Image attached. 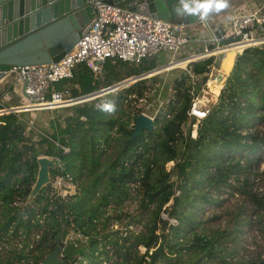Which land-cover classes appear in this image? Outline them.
I'll return each mask as SVG.
<instances>
[{"label": "trees", "instance_id": "obj_1", "mask_svg": "<svg viewBox=\"0 0 264 264\" xmlns=\"http://www.w3.org/2000/svg\"><path fill=\"white\" fill-rule=\"evenodd\" d=\"M145 60L148 59L132 67L121 59H107L102 79L95 77L85 64H78L68 85L74 95L87 94L162 65L147 62L148 66L140 68ZM212 61L213 56H207L187 62L193 74L204 73L201 80L190 83L187 71L175 75L170 84L172 92L153 117V130H142L135 137L134 120L131 126L128 123L141 110L130 115L128 102L146 97L152 86L147 82L155 80V74L73 104L64 116L50 119L49 129L36 131L37 139L30 133L32 125L26 133L27 120L21 114H1L0 213L4 219L0 220V247L22 233L27 238L37 234L35 246L29 251L22 247L15 254L18 261L26 258V264H37L53 247V239L59 237L61 224L65 223L88 237L89 251H80L89 258L88 264H95L103 252L110 256L106 241L113 244L118 256L113 264H208L217 256L220 241L229 232L205 224L204 220L197 221L196 205L217 201V197L209 195L210 189H238L230 178L235 175L238 181L242 172L240 192L247 193L255 208L245 215L234 213V223L241 220L264 225V200L247 188L245 174L247 169L256 170L264 163L259 153L264 150V129H255L252 123V119L264 122V45L238 51L218 98L200 119L191 142V131L184 135L183 124L189 117L193 98L204 89ZM219 65L217 62L216 66ZM221 84L222 80L208 82L215 92ZM106 102L115 104L114 112L101 111ZM113 129L121 131L122 136H114ZM112 138L115 142L107 153L101 144L110 145ZM23 142L30 143L25 156ZM42 154L58 158L60 165L51 174L68 173L72 179L80 180L79 192L67 198L51 197L45 194L44 187L30 204L11 205L17 196L25 200L36 177L37 156ZM169 160L174 164L167 170L165 163ZM131 188L139 193L137 212L141 216L137 212L122 214L127 233L120 241L108 238L106 224L121 218V213L111 214L108 209L120 208L131 197ZM217 217L213 214L207 219ZM41 221H45L46 227L39 233ZM136 222H141L143 228L132 231L130 226ZM183 249L188 252L186 258L182 257ZM65 252L69 258L68 251ZM173 252L177 254L173 256ZM0 264H10L9 258L0 257ZM77 264L85 263L80 260ZM249 264H264V259Z\"/></svg>", "mask_w": 264, "mask_h": 264}, {"label": "built area", "instance_id": "obj_2", "mask_svg": "<svg viewBox=\"0 0 264 264\" xmlns=\"http://www.w3.org/2000/svg\"><path fill=\"white\" fill-rule=\"evenodd\" d=\"M92 5L95 13L89 28L80 35L75 44L58 61L14 65L8 70L10 84L25 96V101L10 106L0 101V115L7 112L19 113V111L34 109L58 108L111 91L110 86H102L98 90L87 94L74 95L71 92V86L68 84L58 88L53 86L58 81L72 78L78 64H85L93 75L98 77L103 72V64L107 59H121L128 64L137 65L162 50L168 52L170 57L166 63L161 65L160 69L169 70L181 66L182 63L186 64L192 60L213 56V61L209 65V80L210 78L216 79L213 70H219L216 63L220 64L227 50L235 49L238 53V51L247 47L264 45V1L261 4L233 7L229 11L226 19L221 23L225 31L221 37L238 36L239 40L233 42L221 43L213 33V28L206 17L201 19L200 22L208 27L210 34L202 42L215 40L217 44L212 48L208 47L207 44H203L202 50L191 51L181 57H179L181 51L186 49L187 45L198 40L185 32H176V28L184 27L185 24H175L161 17H154L138 10L99 0L93 1ZM226 24L229 26V34H227ZM154 69L149 71V75L158 71ZM219 92L209 102H215ZM209 106V103L202 102L199 95H197L192 100L188 115L200 121L208 113ZM195 134L192 132V136H195ZM64 150H68V147H64ZM58 165L60 163L56 162V167ZM63 178L72 180L68 173L57 172L51 174L47 184L48 187L46 185V195L66 198V195H62ZM23 202L17 196L10 204L19 206ZM163 215L165 216V214ZM170 221L174 223L175 219H170ZM22 235L25 237L22 238L24 240L23 246H27L26 250L29 251L33 247L30 243L31 238H27L24 233ZM28 237H31V234ZM67 240L66 236L65 243ZM10 241L9 238L8 242ZM27 242L29 244L25 245ZM64 249L62 247L59 252V256L63 259L66 258ZM28 260L31 261L30 258ZM26 261L24 264H26Z\"/></svg>", "mask_w": 264, "mask_h": 264}, {"label": "rangeland", "instance_id": "obj_3", "mask_svg": "<svg viewBox=\"0 0 264 264\" xmlns=\"http://www.w3.org/2000/svg\"><path fill=\"white\" fill-rule=\"evenodd\" d=\"M230 6V4H228ZM227 7L226 9H223L219 12L216 11H210L209 14L206 16V19L209 21L210 24H219L223 23L224 20L227 17ZM201 23V22H200ZM215 26V25H213ZM227 29V34L230 33L229 26L226 24L225 25ZM185 31V28L183 27H178L176 28V32H183ZM198 35H206L207 31L205 28H202L201 30H198L197 32ZM198 48L193 49V50H202L203 49V44H207L208 47L215 46L217 44V41L212 40L208 42H198L196 43ZM190 52H187V49L182 50L180 53L179 57L185 56L189 54ZM151 58V59H149ZM146 58L148 59L147 61H144V64L140 66L142 68L143 66H148L149 64L147 62H150V64H155V65H160L163 63H166L169 59V53L166 51H158L157 54L153 55L152 57ZM230 60V59H229ZM223 58L220 62L219 65V70L224 78L222 81V84L226 81L227 76L229 75V72H223L221 64H222ZM132 67H138L140 64L137 65H131ZM161 66V65H160ZM159 67V66H158ZM233 67V66H232ZM138 68L137 70H139ZM232 69V68H231ZM188 72L190 75L189 81L190 83H193L196 80H201L203 74H193L191 72V67L188 64H183L181 66L175 67L173 69H163L155 72L154 74L156 75L155 80H149L147 84H151V90L147 92L146 97L144 98H137V99H131L128 102V109L130 115H132L134 112H145L149 115H152L153 117L155 116L158 107L163 104L166 101V97L172 92V89L170 88L171 84V79L175 75H179L181 72ZM218 71L215 69L213 70V74H216ZM154 74H150L154 75ZM131 77H134L132 75ZM130 77V78H131ZM148 77V76H146ZM209 77V73H207V79L204 82V90H207L205 95V102L210 103L209 100L213 98L214 96H217V93H214L209 85L206 84L207 80ZM98 78H103V74H99ZM213 80H210L209 82H212ZM134 82V81H133ZM65 84H69V79H63L61 81H58L53 84L54 87H61ZM221 84V86H222ZM220 86V87H221ZM102 87V86H100ZM208 87V88H207ZM157 88L158 93H155ZM202 91L199 95V98L202 95ZM20 93V94H19ZM104 94V93H103ZM101 94V95H103ZM165 96V97H164ZM1 97V96H0ZM16 97V103H22L25 101V96L17 91ZM134 97V95H133ZM130 98V96H129ZM4 102L5 105L10 106L11 101H7L3 97L1 98ZM92 99V98H90ZM90 99H87L85 101H89ZM82 102V101H81ZM156 102L158 104H156ZM73 104L70 105H65L61 106L58 108H52V109H34L30 111H19V114L27 120V126H26V133H28L29 126H33V130L30 132L32 134L33 139H37L38 135L36 131H42L43 129H49L48 122L52 117H62L64 116L67 112L70 111V108L72 107ZM131 120H134L133 118L130 119L128 126H131L132 122ZM199 121L197 119H193L191 116L188 117L186 122L183 124V132L184 135L188 133V131L196 133L197 125ZM252 123L254 124L253 127L258 130L264 129V122L259 121L258 119H252ZM254 130V129H253ZM111 133L114 136L121 137L122 132L117 131L116 129L111 130ZM115 142V139L112 138L110 141V145H104V143L101 144V147H105V151L109 153L112 149V144ZM261 153L262 157H264V150L261 149L259 151ZM114 156V155H113ZM113 156L111 159H113ZM264 159V158H263ZM56 162H58V158H56ZM62 164V163H61ZM174 161L169 160L165 163V168L167 170L172 169L171 167L173 166ZM247 179H248V185L247 188H251L252 191L257 193L258 197H262L264 200V163H260V166L256 170H249L247 169L245 172ZM244 173L239 174V180H235V175H232L230 178L231 183L235 185L237 188H228V187H223L220 190L216 191L214 189L209 190V195L212 197H217V201H208V202H199L196 205L195 209V218L197 221L204 220L205 224H208L210 226L215 227L218 230L221 229H226L229 232V235L221 239V247L220 250L217 253V256L214 257L211 261L208 262V264H244V263H251L253 260L258 261L259 259H264V225H256L251 221V224L248 223L247 221H241L239 220L237 223H234L233 219V214L234 213H240L242 215L248 214L252 211V209L255 208V203H253L249 196L247 195L246 192H240V187H241V178L243 177ZM53 176V175H52ZM174 177V175H172ZM72 178V177H71ZM80 180H69L66 178L62 179V195H66V198L69 197L70 195L74 193L79 192V187H78V182ZM86 180H83L85 182ZM46 190V186H44ZM43 187V188H44ZM48 187V185H47ZM134 187V186H133ZM47 191V190H46ZM45 191V194L47 192ZM131 192V197L126 199L120 208H110L108 209L109 213H121V218L120 219H114L112 222H109L106 224V229L109 230V237L112 238H117L119 241L121 240V236L125 235L127 233V230L124 227V221L125 217H123L124 213H130V212H137L138 208V195L136 193V189L134 190L133 188L130 189ZM178 193V191H176ZM93 199V197H92ZM36 205V204H35ZM2 208V206H1ZM3 213H0V220H3L4 217L2 215ZM123 214V215H122ZM138 217H140V213L137 212ZM213 214H218L219 217L217 218H212V219H207L209 215ZM164 216V215H163ZM255 216L252 218L254 219ZM121 222V223H120ZM123 222V223H122ZM264 223V221H263ZM46 227L45 221H41V225L38 226V232L41 233L42 230ZM143 228V225L141 222H136L133 223L130 226V229L132 231H138ZM38 235H32L30 239L31 246H35L36 244V237ZM22 238H25L22 234L17 236V238H10V242H4L3 245H1L0 249V257L2 260H4L6 257L9 258L10 264H19V263H24L27 259L26 258H21L19 261L16 259V252H18V249L20 250L21 247L24 248V251L26 250L27 246H23L24 240ZM68 240L64 244L63 248L64 251H68L69 255L73 256V261L70 264H77L79 263L80 260H82L83 263L88 264L89 258L85 257L82 253H80L81 250H83L85 253L89 251V239L87 236L82 234L79 231L71 230L67 234ZM100 239V237H98ZM59 240V237H54L53 241L54 243ZM25 241H27L25 239ZM106 249L108 250L107 253L110 255L109 257H106V254L103 252L102 254L98 255V257L95 259V264H113L114 260L118 259V256L114 253V246L111 242L106 241ZM99 245H101V242H99ZM139 248L144 250V247L139 245ZM183 254L182 257L186 258L188 256V252L183 249ZM177 254L176 252H173L172 255L174 256ZM169 264H176L174 262H171ZM198 264H201L198 263Z\"/></svg>", "mask_w": 264, "mask_h": 264}, {"label": "water", "instance_id": "obj_4", "mask_svg": "<svg viewBox=\"0 0 264 264\" xmlns=\"http://www.w3.org/2000/svg\"><path fill=\"white\" fill-rule=\"evenodd\" d=\"M93 1L95 0H0V79L9 76L8 70L14 65L58 61L92 23L95 13ZM99 1L138 10L168 21L179 19L185 25L201 21L199 15L184 14L181 0ZM187 2L191 4L192 0ZM224 32L222 24L213 28V33L221 43L239 40L238 36L222 38ZM230 51L234 54L233 66L237 52L235 49H229L225 55ZM160 67L158 71L161 70ZM149 71L115 83L110 86V90L149 76ZM220 78L221 72L218 71L216 80ZM134 123L133 137L142 130L152 131L154 128V118L145 112L136 114ZM190 141H194V136ZM29 147V142L22 143L23 156L27 154ZM36 161V177L25 197L24 205L34 201L36 195L48 184L51 170L56 168L55 156L42 154L37 156ZM70 231L71 228L62 223L59 240L37 264H70L72 258L63 259L59 256Z\"/></svg>", "mask_w": 264, "mask_h": 264}, {"label": "crops", "instance_id": "obj_5", "mask_svg": "<svg viewBox=\"0 0 264 264\" xmlns=\"http://www.w3.org/2000/svg\"><path fill=\"white\" fill-rule=\"evenodd\" d=\"M264 0H228V4H230V6H228L229 8L226 10L227 13L229 14V11L233 8V7H244L247 4H261ZM227 14V15H228ZM208 21V20H207ZM173 23L175 24H182L181 20L179 19H175L172 20ZM209 22V21H208ZM221 24V23H219ZM213 25H217V24H210V26H212V28H214L215 26ZM185 28V33L189 34L190 36H192L193 38H197L198 40L192 42L191 44L187 45L186 49L187 52H191V51H195L193 49L198 48L197 44L198 42H202V40L204 38L209 37V29L208 27L204 24V23H194V24H189V25H184ZM202 28H205V30L207 31V34L204 35H198L197 32L198 30H201ZM185 50V49H184ZM182 52V51H181ZM170 57V54H169ZM223 58V57H222ZM222 60V59H221ZM221 62V61H220ZM183 64V63H182ZM181 64V65H182ZM158 70V69H157ZM17 89H14L12 87V85L10 84V76H6L3 79H0V101L3 103L4 101L1 99L2 97L4 99H6L7 101H11L10 105H16L19 103H16V99H18L16 97L17 95ZM20 92V91H19ZM20 94V93H19ZM5 103V102H4Z\"/></svg>", "mask_w": 264, "mask_h": 264}, {"label": "clouds", "instance_id": "obj_6", "mask_svg": "<svg viewBox=\"0 0 264 264\" xmlns=\"http://www.w3.org/2000/svg\"><path fill=\"white\" fill-rule=\"evenodd\" d=\"M184 14L199 15L201 19L205 18L210 11L219 12L228 7V0H192L189 4L187 0H181ZM179 12V9L177 10ZM115 104L106 102L101 106L103 112H114Z\"/></svg>", "mask_w": 264, "mask_h": 264}, {"label": "bare ground", "instance_id": "obj_7", "mask_svg": "<svg viewBox=\"0 0 264 264\" xmlns=\"http://www.w3.org/2000/svg\"><path fill=\"white\" fill-rule=\"evenodd\" d=\"M233 58H234V54H233V51H230L229 52V54L228 55H224V57H223V61H222V64H221V67H222V70H223V72H229V70H230V68H231V66H232V62H233ZM230 59V60H229ZM163 67V66H162ZM157 69H159L158 67H156L154 70L156 71ZM164 69V68H163ZM223 78H224V76H223V74L221 73V78L219 79V80H216L215 78H210L209 80H208V82L210 81V80H216V82H219L220 80H222L223 81ZM207 82V83H208ZM208 85V84H207ZM220 88V87H219ZM214 93H217L218 91H213ZM204 93H206V92H204ZM204 93H202V95H201V97H200V99H201V101L202 102H205L204 100V98H205V95H204ZM214 97H216V96H214Z\"/></svg>", "mask_w": 264, "mask_h": 264}, {"label": "flooded vegetation", "instance_id": "obj_8", "mask_svg": "<svg viewBox=\"0 0 264 264\" xmlns=\"http://www.w3.org/2000/svg\"><path fill=\"white\" fill-rule=\"evenodd\" d=\"M69 258H72V261H73V259H74V258H73V256H71V255H70V257H69ZM72 261H71V263H72Z\"/></svg>", "mask_w": 264, "mask_h": 264}]
</instances>
